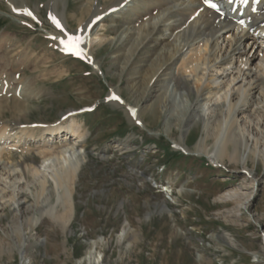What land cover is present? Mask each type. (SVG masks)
<instances>
[{
    "label": "rangeland",
    "instance_id": "1",
    "mask_svg": "<svg viewBox=\"0 0 264 264\" xmlns=\"http://www.w3.org/2000/svg\"><path fill=\"white\" fill-rule=\"evenodd\" d=\"M12 2L20 6L23 0ZM27 3L39 21L23 18V13L14 16L9 0H0V46H7L5 59L21 64L29 57L19 65L21 74L15 78L27 79L40 91L28 102L24 120L54 121L64 112L87 106L91 108L79 110L75 117L89 135L71 223L65 226L44 216L31 231L34 237L26 238L24 255L19 238H8L0 226V264H91L85 258L91 250L105 264H264V164L249 162L244 170L242 164L227 160L214 163L198 153L204 131L196 124L185 129L184 144L176 117L186 107L170 91L171 82L164 84L167 93L161 90L156 98L168 103L163 113L147 109L143 123L128 114L127 106H143L130 85L150 54L145 47L133 51L142 40L139 31L125 44L119 32L103 29L98 21L89 32V37H99L88 46L95 59L92 65L62 54L48 38L52 0ZM58 4L68 28L85 39L94 10L107 12L114 3L60 0ZM104 24L120 27L123 23L109 13ZM112 91L127 105L108 101ZM12 111L7 108L9 117ZM16 155L22 158L21 152ZM248 171L258 181L255 189ZM168 186L172 192L164 190ZM230 189H240L238 202L225 195ZM6 213L4 227L10 220ZM225 234L233 237V243Z\"/></svg>",
    "mask_w": 264,
    "mask_h": 264
},
{
    "label": "bare ground",
    "instance_id": "2",
    "mask_svg": "<svg viewBox=\"0 0 264 264\" xmlns=\"http://www.w3.org/2000/svg\"><path fill=\"white\" fill-rule=\"evenodd\" d=\"M59 1L52 0L51 9L66 28ZM113 3L107 10L118 7L114 17L121 18L123 24L106 26L104 14L99 20L103 29L119 32L120 41L125 44L139 31L142 40L135 43L133 51L145 47L150 53L148 63L143 64L142 72L130 85V91L143 106L134 108L135 116L129 109L128 114L143 123L142 113L147 109L156 108L161 113L167 101L163 103L156 98L161 90L167 93L165 83L171 82L170 91L186 107L176 117L182 136L193 124L203 128L198 153H205L214 163L227 160L242 164L244 170L249 162L264 164V0H251L244 16L245 25L238 22L240 4L222 16L208 9L204 0H113ZM9 4L12 8L29 7L27 0L20 6L12 0ZM102 13L105 10H94L89 25ZM160 16L159 21L153 22ZM84 40L87 48L97 43L99 37H89L87 33ZM7 54V46H0V226L8 238H19V249L24 255L28 248L26 238L34 237L31 231L40 219L49 215L68 226L75 215L74 192L89 135L75 114L91 107L73 108L54 121L24 120L28 102L39 97L40 91L27 79L15 78L30 58L18 64L17 60L5 59ZM112 94L116 93H109ZM116 104L121 105L119 101ZM123 105L127 103L124 101ZM7 108L14 110L11 117ZM64 115L68 116L63 118ZM182 140L187 143L185 136ZM16 152L22 153L21 159ZM247 173L255 189L258 181L253 172ZM164 190L172 192L170 186ZM240 192L230 189L225 195L238 202ZM5 212L6 216L10 213L7 227L2 219ZM225 237L233 243L230 234ZM89 253L85 258L91 264H105L103 257L93 255L92 250Z\"/></svg>",
    "mask_w": 264,
    "mask_h": 264
},
{
    "label": "snow or ice",
    "instance_id": "3",
    "mask_svg": "<svg viewBox=\"0 0 264 264\" xmlns=\"http://www.w3.org/2000/svg\"><path fill=\"white\" fill-rule=\"evenodd\" d=\"M204 2L208 4L209 7L219 11V5L213 2V0H204ZM232 2L233 0H229V3H232ZM240 2L247 3L248 0H240ZM14 11L16 12L23 11L24 13H26L27 16H31L33 17V19H35L33 12L27 8L25 9L17 8V9H14ZM51 18L57 27H60L63 29L61 22L55 16H52ZM60 42L63 44L65 52H68L77 57H86V53L84 52V49L81 47V44L84 42V38L82 36L75 35V34H68L67 37L64 39H61ZM109 99L119 100L120 98L118 96L113 95V96H110ZM132 115L133 116L136 115L135 110L132 111Z\"/></svg>",
    "mask_w": 264,
    "mask_h": 264
}]
</instances>
